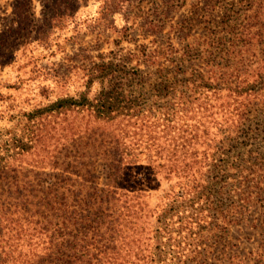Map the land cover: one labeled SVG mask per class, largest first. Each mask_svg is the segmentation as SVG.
<instances>
[{"label":"trees","instance_id":"16d2710c","mask_svg":"<svg viewBox=\"0 0 264 264\" xmlns=\"http://www.w3.org/2000/svg\"><path fill=\"white\" fill-rule=\"evenodd\" d=\"M217 2L200 9L207 25ZM228 12L221 20L226 32L233 28ZM13 13L17 25L0 33L3 61L12 41L37 30L31 0L17 1ZM254 19H261L264 39V16ZM242 36L243 45L252 41L251 32ZM215 42L203 52L187 48L189 59L180 61L168 47L167 65L160 64L159 49L144 47V59L136 61L156 67L154 81L139 63L102 59L85 91L24 115L37 127L48 122L64 159L35 154L28 171L42 179L35 176L20 190L25 181L16 176L3 190L0 264H210L204 239L228 233L264 205L257 120L264 112V47L259 65L245 67L233 62L237 45ZM215 44L223 45L221 55ZM195 58L200 64L185 63ZM28 130L9 139L1 134L0 179L25 171L23 157L47 138ZM16 156L21 161L12 162ZM144 178L155 183V195L141 185Z\"/></svg>","mask_w":264,"mask_h":264},{"label":"rangeland","instance_id":"374dc122","mask_svg":"<svg viewBox=\"0 0 264 264\" xmlns=\"http://www.w3.org/2000/svg\"><path fill=\"white\" fill-rule=\"evenodd\" d=\"M17 1L0 0V33L17 25V17L13 13ZM207 1L31 0L37 30L12 41L7 57L4 61L0 59V156L5 155L2 133L5 134L3 138L9 139L13 135H22L28 128L34 133L43 131L47 138L42 146L23 157L25 171L21 174L11 171L4 176L5 179H0V198L4 199L3 190L9 189L16 176L25 181L20 184V190L35 176L42 179L28 171L32 169L30 164L33 160L39 159L35 154L46 159L58 155L57 143L49 138L48 122L37 127L24 115L60 97H75L85 91L88 73L100 60L116 57L133 66L139 63L144 75L149 76L148 81H154L152 73L156 67L136 61L144 59V47L159 49L160 64L167 65L169 62L164 59V51L167 52L168 47L175 48L173 58L180 61L182 57L189 59L187 48L203 52L209 49L210 43L222 39L221 43L227 42L229 47L237 45V57L233 62L244 61L245 67H257L259 58L263 56L264 39L259 36L261 19L254 18L260 14L264 16V0H218L214 23L210 25L203 22L200 10ZM232 4L234 8L230 7ZM227 12L233 28L226 32L221 20ZM252 24V41L248 38L250 45H243L242 35H250L249 28H246ZM229 40L234 42L229 43ZM213 47L215 55L224 51L223 45L215 44ZM130 53L139 55L132 57ZM190 56L195 57L193 52ZM185 63L197 65L200 61L195 58ZM97 89L95 84L91 97ZM75 119L80 120V117ZM257 120L264 135V112ZM63 154L61 150L60 159H64ZM18 157L12 162L21 161ZM141 185L153 195L157 193L155 183L147 178L141 179ZM166 185L162 182L159 189ZM11 189L14 191L16 187ZM154 200L153 196L152 202ZM228 229V233L222 232L217 236L211 233L204 239L203 247L207 250L210 264H264L263 204L253 208L244 221L231 224Z\"/></svg>","mask_w":264,"mask_h":264}]
</instances>
